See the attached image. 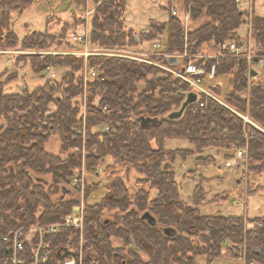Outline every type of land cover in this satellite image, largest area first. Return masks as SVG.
<instances>
[{
	"label": "trees",
	"instance_id": "obj_1",
	"mask_svg": "<svg viewBox=\"0 0 264 264\" xmlns=\"http://www.w3.org/2000/svg\"><path fill=\"white\" fill-rule=\"evenodd\" d=\"M35 1L0 0V48L73 49L63 33L57 36L47 30L33 31L19 38L11 29L12 12L21 14ZM71 1L80 6L86 0ZM92 1L96 3L89 23L92 45L135 46L164 35L166 54L197 55L205 46L216 47L228 57L218 58L215 77L228 75L231 90L222 102L198 92L196 101L180 117L172 119L167 117L168 113L180 107L192 88L182 78L155 64L90 55L86 64L96 72L84 81L82 56L19 54V58L28 60L35 73L41 74L49 65L61 70L58 78L48 77L31 91H0V264H4L8 254L4 235L19 227L60 222L77 202L65 196L61 199L59 192L80 169L79 153L70 152L62 158L45 151L44 144L52 133L59 136L62 152L81 144L82 138L85 140L87 170L110 158L114 165L144 176V181L155 189L153 196L143 187L130 193L123 179L113 174L116 170L112 167L107 177L114 176L103 185L100 201L86 202L84 208L83 248L87 256H93L101 264H199V258L209 264L220 256L223 248L231 256L241 257L240 246L244 245L245 264L251 260L252 264H264V216L201 214L196 206L202 197L198 195L201 187L195 185L191 204L183 201L174 169L165 161L176 154L191 153L186 149H166L165 141L169 138H186L199 152L209 147L227 150L228 156L245 146L246 175H264V132L240 116L247 115L264 128V86L250 75L251 68L245 58L229 55L224 47L229 41H240L237 29L248 21L238 1L182 0L183 12L189 14L188 21H200L187 31L186 48L182 18L171 13L170 1L166 5L167 19L152 21L139 34L125 26L126 0ZM250 14V34L255 44V59H258L264 56V16ZM74 15L72 29L84 21L82 16ZM61 27L64 32L65 24ZM168 57L164 55L161 62L173 69L186 62L183 58L171 64ZM203 61L208 68L214 59L209 57ZM16 75L12 73L10 79ZM217 86H210L209 91L219 97ZM246 89L248 98L240 96ZM83 92L86 94L84 111L78 105ZM140 116L156 117L157 121L142 126L137 121ZM95 124L108 125L109 129L96 131ZM204 162L210 161L197 157L196 164ZM37 177L43 179L38 181ZM90 184L86 185L85 198L98 188L97 182ZM255 189L251 181L246 183L249 194ZM145 211L155 217V225L141 218ZM246 221L260 225L250 232L244 227ZM166 226L173 227L175 234H164L162 228ZM70 230L62 228L45 237L57 260ZM113 240L121 245L115 247Z\"/></svg>",
	"mask_w": 264,
	"mask_h": 264
},
{
	"label": "rangeland",
	"instance_id": "obj_2",
	"mask_svg": "<svg viewBox=\"0 0 264 264\" xmlns=\"http://www.w3.org/2000/svg\"><path fill=\"white\" fill-rule=\"evenodd\" d=\"M95 1V0H94ZM126 9L124 11V22L127 29L131 32L139 34L149 28L152 21L162 22L168 17V10L166 5L170 1L169 9L177 10L178 15L183 14L182 0H126ZM239 8L243 12L247 22H243L237 29L238 34L241 36L240 40H245L251 43L252 58L246 59L249 68H253L259 72V76H253L254 80H259L264 86V56L260 59H255V44L250 34V13L254 12L257 15L264 16V0H238ZM94 5L92 0H86L84 5H74L71 0H37L26 8L21 14L17 11L12 12L11 15V29L16 33L19 38L25 34L33 31L47 32L52 34L63 35L64 39L71 45H74L71 40L72 32L81 31L90 28V18L93 13ZM86 11L89 12L87 21L79 22L75 29H72L70 24L75 21V15H82ZM200 22L199 20L192 23L190 20L183 27L188 31L191 27ZM62 24H65L66 29L62 31ZM160 39V40H159ZM63 42V41H62ZM158 42L160 44L156 49L153 44ZM164 35L158 39L143 40L138 42L135 46H124L126 49L137 53L140 51L154 52L156 55H151L153 58L152 64L164 68L165 64L161 62V58L166 54L163 51ZM184 48L186 45L184 44ZM50 49H55L53 46ZM59 49V48H57ZM11 49L0 48V91L5 93H21L23 90L31 91L38 85L44 83L50 73L43 71L35 73L26 58H19V51H25L23 48H13L16 52H10ZM19 50V51H17ZM184 53V52H181ZM175 55L179 53H174ZM220 55L219 58L228 57L227 54H222L220 50L212 46L204 47L203 51L197 55ZM254 59V60H253ZM260 61V62H258ZM60 68L55 67V78H58ZM16 73V77L12 80L10 76ZM9 78V79H8ZM216 81L218 84V96H214L217 100L224 99L227 92L231 90V81L228 75H219L215 79L204 77L202 85L207 90L213 86ZM217 85V84H216ZM240 96H249V91L246 89L240 93ZM222 102V101H221ZM78 105L84 111L86 108V94L78 100ZM51 109L54 108L50 103ZM240 114V113H239ZM240 116H247L240 114ZM249 119V118H248ZM245 120V119H244ZM250 120V119H249ZM253 122V121H252ZM255 123V122H253ZM256 124V123H255ZM253 127H256L251 123ZM257 125V124H256ZM259 126V125H257ZM264 132V128L258 127ZM152 145L154 143L152 142ZM45 151L60 157H66L70 152H78L80 157V169L76 170L71 176L67 187L71 188V192L65 195V198H71L81 203L83 201L84 207L86 202L100 201L104 188L103 185L109 180V177L119 175L126 184L130 193L139 187H143L149 192L150 196L155 194V189L151 187L149 182H145L144 176H138L133 169H128L124 166H117L112 163L110 158H105L103 162L97 164L93 169L87 170L86 168V152L87 147L85 140L82 138L81 144L70 148L66 152L61 151V140L57 134L52 133L44 144ZM165 148L168 150L186 149L191 153L186 156L176 154L173 157H167L166 162L174 169V179L180 185V196L186 203H192V193L195 185L201 187L198 195L202 196L200 201L196 204L201 214L204 215H243V216H264V175L247 176V150L245 156L230 166L225 165V159L229 151L219 150L216 147L205 148L202 151H197L192 143L186 138H169L165 141ZM234 151H232L233 155ZM230 155V156H231ZM197 157L209 160V163L196 164ZM115 168L111 176L107 177L111 168ZM252 188H256L251 194L246 190V183H250ZM97 182L98 188L93 191L87 198H85V191L87 184ZM248 192V193H247ZM61 194V192H59ZM58 194V195H59ZM75 203V204H76ZM260 225L253 222H245V229L250 232L254 226ZM70 236L67 240L66 246H79L80 234L77 232L75 235L74 230H70ZM84 243V237H83ZM227 243H224V246ZM113 245L119 247L121 244L117 240H113ZM67 246V247H68ZM242 248L241 257L231 256L224 248L219 257L213 259L209 264H245V251L244 245ZM238 247V249L240 248ZM237 251V249H236ZM236 254V253H235ZM199 264H206V262L199 258ZM252 264V260L250 262Z\"/></svg>",
	"mask_w": 264,
	"mask_h": 264
},
{
	"label": "built area",
	"instance_id": "obj_3",
	"mask_svg": "<svg viewBox=\"0 0 264 264\" xmlns=\"http://www.w3.org/2000/svg\"><path fill=\"white\" fill-rule=\"evenodd\" d=\"M238 1V0H237ZM96 5V3H93ZM172 14H177V10L172 9ZM89 12L86 11L82 14L84 21H87ZM183 25L185 26L188 22L189 14L188 12H183L181 15ZM183 38L186 43L187 31L184 29ZM71 40L74 45H78L79 48L75 47L73 49H65L64 47L59 49H50V50H34L28 49L25 51H19L20 53H48V54H72L77 56H82L84 59V66L82 70V75L84 81L91 78L95 75L96 69L93 66H88L86 64L87 57L90 55H105V56H117L121 58L135 59L138 61H143L147 63H154L151 60V55H156L154 52L140 51L137 53H132V51L122 47H103L92 45L89 41V30L84 29L79 32L74 31L71 35ZM158 42L153 44V48L159 47ZM224 47L228 51L229 55L234 57L252 58L251 52V43L245 40L229 41ZM10 52H16L11 49ZM165 56H176L179 60L183 58L186 59L185 63H182L180 68L171 69L167 65L164 66V69L170 71L174 75L182 78L187 86L192 88V91L202 92L206 95L212 96V93L205 89L202 85V80L204 77L209 79L215 78V72L218 65V58L220 55H188L186 52L175 54H165ZM201 60L197 63L195 60L198 58ZM212 57L214 61L207 68L205 62L203 61L206 58ZM261 58V57H260ZM259 58V59H260ZM260 62V61H258ZM45 71L50 73V77H55V66L49 65L45 67ZM214 97V96H212ZM200 105L202 103L200 102ZM245 121L254 124L255 123L248 119L247 116H243ZM109 129L108 125L95 124L94 130L103 132ZM260 129V128H259ZM262 130V129H261ZM82 132L84 130L82 129ZM246 154V147L240 146L235 149L233 155L228 156L225 159V165L230 166L235 162L241 160ZM235 165V164H234ZM69 188V187H68ZM70 192H71V188ZM83 201L81 203H76L72 205L71 211L60 221L56 223H50L45 225H32L28 227H19L10 233L3 236V240L8 244V254L4 260V264H101L93 256H87V253L83 248V229H84V209ZM62 228H68L74 230L77 234H80L79 246L71 247L64 246L59 249L60 259H55L51 254L50 242L45 239L47 235L56 234ZM65 248V249H63Z\"/></svg>",
	"mask_w": 264,
	"mask_h": 264
},
{
	"label": "water",
	"instance_id": "obj_4",
	"mask_svg": "<svg viewBox=\"0 0 264 264\" xmlns=\"http://www.w3.org/2000/svg\"><path fill=\"white\" fill-rule=\"evenodd\" d=\"M168 61L171 64H177L178 62V58L176 56H169L168 57ZM256 74V71L254 69H251V76H254ZM197 99V93L194 91H189L186 93L185 99L182 101V103L180 104V107L175 110V111H171L170 113H168L167 117L169 118H178L181 116L182 112L184 111V109L191 103L195 102ZM137 121L142 125H147L149 123H155L157 121L156 117H145V116H140L137 118ZM43 178L37 177L36 180L40 181ZM70 189L66 186H62L61 187V194H60V198L62 199L65 194L69 193ZM141 218L146 220L149 224L151 225H155L156 220L155 217L149 212V211H145L142 213ZM162 231L164 234L166 235H174L176 230L173 227L170 226H166L162 228ZM65 249V248H63Z\"/></svg>",
	"mask_w": 264,
	"mask_h": 264
},
{
	"label": "crops",
	"instance_id": "obj_5",
	"mask_svg": "<svg viewBox=\"0 0 264 264\" xmlns=\"http://www.w3.org/2000/svg\"><path fill=\"white\" fill-rule=\"evenodd\" d=\"M254 70H255V69H254ZM255 71H256V74H255L254 76L257 75V77H258V76H259V72H258L257 70H255ZM214 79H215V78H214ZM215 84H219V85H221L219 81H216ZM206 88H207V86H206Z\"/></svg>",
	"mask_w": 264,
	"mask_h": 264
},
{
	"label": "bare ground",
	"instance_id": "obj_6",
	"mask_svg": "<svg viewBox=\"0 0 264 264\" xmlns=\"http://www.w3.org/2000/svg\"><path fill=\"white\" fill-rule=\"evenodd\" d=\"M214 59V58H213ZM169 67V66H168ZM169 68H171V67H169ZM171 69H173V68H171ZM178 69V68H177ZM175 70V69H174ZM192 91V90H191ZM189 92V91H188Z\"/></svg>",
	"mask_w": 264,
	"mask_h": 264
}]
</instances>
